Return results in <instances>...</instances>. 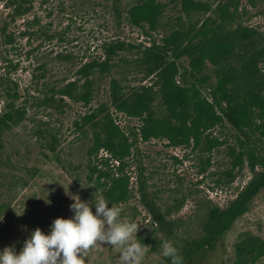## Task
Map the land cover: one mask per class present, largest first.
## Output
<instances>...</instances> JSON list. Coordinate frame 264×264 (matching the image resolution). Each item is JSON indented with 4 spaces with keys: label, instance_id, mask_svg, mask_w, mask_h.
<instances>
[{
    "label": "rangeland",
    "instance_id": "rangeland-1",
    "mask_svg": "<svg viewBox=\"0 0 264 264\" xmlns=\"http://www.w3.org/2000/svg\"><path fill=\"white\" fill-rule=\"evenodd\" d=\"M141 1L0 0V76L18 91L13 105L21 111L0 129V253L12 247L18 254L36 228L47 235L54 219L72 218V197L78 196L93 214L104 198L108 207L122 209V222L138 223L136 238L149 246L142 264H150L162 246L152 247L160 235L139 201V177L168 215L192 230L209 205H227L255 171L264 170V115L257 110L245 132L223 117L197 142L173 145L164 137L142 139V118L115 108L110 96L112 81L123 90L153 85L144 51L174 30L196 39L203 31L246 25L264 36V0H201L205 9L188 12L176 0H159L163 8L154 28L126 18L128 7ZM177 62L179 83L199 84L211 98L214 66L190 74L186 56ZM88 63L94 66L83 76L80 68ZM259 67L264 78V60ZM85 79L88 102L62 93L69 81L80 86ZM5 101L0 96V116ZM153 108L157 116L165 112L158 93ZM106 112L132 143L121 165L129 194L120 201L107 200L99 185H108L104 172L118 174L120 164L103 148L93 149L94 120ZM207 138L216 144L209 147ZM248 234L264 239V187L213 245L184 264H232L235 243ZM120 256V249L104 244L88 251L85 264H122ZM254 264H264V255Z\"/></svg>",
    "mask_w": 264,
    "mask_h": 264
},
{
    "label": "trees",
    "instance_id": "trees-1",
    "mask_svg": "<svg viewBox=\"0 0 264 264\" xmlns=\"http://www.w3.org/2000/svg\"><path fill=\"white\" fill-rule=\"evenodd\" d=\"M176 1L186 12L207 6L201 0ZM162 8L159 0H143L128 7L126 18L134 25L144 23L154 28ZM163 40L160 45L148 47L143 54L147 72L155 76L153 85L123 90L116 81L111 83L110 96L114 107L126 115L142 118L138 127L142 139L164 137L173 145L186 144L191 140L197 142L204 131L223 117L233 127L245 132V128H250L254 111L264 115V78L260 76L259 67L264 60V36L254 27L238 25L210 34L203 31L196 39L174 30ZM181 56L188 58L190 74L200 72L208 64L214 66L211 98L203 94L199 84L179 83L176 77L179 73L177 59ZM93 66L85 64L80 72L87 76ZM100 66L108 67L106 62L100 63ZM204 80L203 77L200 82ZM89 87L87 79L80 86L76 81H69L62 93L73 100L88 102L91 96ZM156 93L165 109L162 116H157L153 108ZM18 95V91L0 76V96L6 98L5 110L0 116V129L21 117L20 109H14L13 105V99ZM91 116L87 114L84 119L88 120ZM94 122L93 149L103 148L120 164L118 174L104 172L108 185H104L107 181H101L99 185L104 186L102 192L107 200H125L129 194V177L121 173V165L132 143L108 112ZM207 142L209 147L216 144L215 139L207 138ZM137 182L139 201L160 235L152 241V247L162 246L165 241L171 242L178 249L184 264L199 251L213 245L247 210L251 200L264 187V170L255 171L227 205H209L192 230L183 228L181 218L168 215L147 189L144 177H139ZM234 254L232 264H254L264 255V239L248 234L235 243ZM159 255L150 264H171L170 258L163 257L162 251Z\"/></svg>",
    "mask_w": 264,
    "mask_h": 264
},
{
    "label": "clouds",
    "instance_id": "clouds-1",
    "mask_svg": "<svg viewBox=\"0 0 264 264\" xmlns=\"http://www.w3.org/2000/svg\"><path fill=\"white\" fill-rule=\"evenodd\" d=\"M72 199V218L54 219L47 235L36 228L18 254L6 247L0 253V264H85L88 251L104 244L121 250L122 264H142L149 246L136 238L138 223L122 222V209L108 207L104 198L95 202V214L88 202L78 196ZM162 255L170 258L171 264H183L178 249L169 241L163 243Z\"/></svg>",
    "mask_w": 264,
    "mask_h": 264
},
{
    "label": "water",
    "instance_id": "water-1",
    "mask_svg": "<svg viewBox=\"0 0 264 264\" xmlns=\"http://www.w3.org/2000/svg\"><path fill=\"white\" fill-rule=\"evenodd\" d=\"M179 81H182V80H179Z\"/></svg>",
    "mask_w": 264,
    "mask_h": 264
}]
</instances>
